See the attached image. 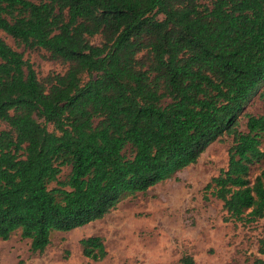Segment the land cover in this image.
I'll list each match as a JSON object with an SVG mask.
<instances>
[{"label": "trees", "instance_id": "trees-1", "mask_svg": "<svg viewBox=\"0 0 264 264\" xmlns=\"http://www.w3.org/2000/svg\"><path fill=\"white\" fill-rule=\"evenodd\" d=\"M0 30L66 65L40 79L0 37V239L20 229L42 252L53 231L104 217L223 134L227 165L204 188L231 219L264 217V111L238 129L264 86V0H0ZM79 243L106 256L100 236Z\"/></svg>", "mask_w": 264, "mask_h": 264}, {"label": "rangeland", "instance_id": "rangeland-1", "mask_svg": "<svg viewBox=\"0 0 264 264\" xmlns=\"http://www.w3.org/2000/svg\"><path fill=\"white\" fill-rule=\"evenodd\" d=\"M0 37L23 53L40 79L66 69L43 49H25L1 30ZM88 40L98 44L101 37ZM263 87L246 104L238 121L240 131H246V114L263 113ZM5 127L0 122V129ZM47 128L52 130L51 124ZM232 144L233 136L223 134L196 162L144 192L124 196L104 217L70 231H53L42 252H32L30 240L17 229L9 239H0V264H179L183 254L191 255L197 264H253L256 258L264 259L259 252L264 217L250 223L231 219L222 202L204 188L226 167ZM262 166L260 162L251 167V179ZM68 172L63 167L60 178ZM93 235L101 237L106 249V256L98 261L84 256L79 243Z\"/></svg>", "mask_w": 264, "mask_h": 264}]
</instances>
